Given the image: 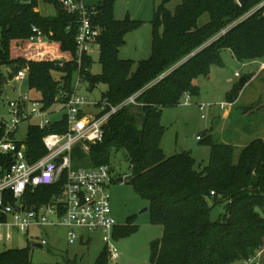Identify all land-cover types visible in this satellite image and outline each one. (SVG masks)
Returning <instances> with one entry per match:
<instances>
[{
  "label": "trees",
  "instance_id": "16d2710c",
  "mask_svg": "<svg viewBox=\"0 0 264 264\" xmlns=\"http://www.w3.org/2000/svg\"><path fill=\"white\" fill-rule=\"evenodd\" d=\"M47 1L55 5V15L37 10L38 0H0V95L9 79L27 67L29 89L40 92L45 106L51 107L61 90L73 91L79 66L77 16L57 0ZM116 1L97 4L96 21L103 29L98 40L101 72L93 74V58L84 56L79 73L90 90L105 85L102 97L116 105L141 93L136 104L124 106L112 117L102 143L88 153L76 148L74 165H111L115 153L125 152L130 169L125 178L148 201L151 222L164 228L162 237L150 244L153 264H242L264 244V135L247 144L237 160L232 143L207 135L209 162L198 170L191 154H166L161 117L186 95H199L196 81L209 78L212 66L222 64L223 51L231 50L239 61L264 58V5L244 17L263 0L244 5L237 0H181L173 11L168 8L172 0H162L153 10L151 55L139 61L121 58L120 49L126 35L142 22L130 15L117 19ZM206 14L208 20L200 23ZM33 26L53 42H31ZM4 66L11 70L4 71ZM250 79L248 75L233 86L226 94L228 102H234ZM63 130L65 125L46 130L31 126L29 154L43 155V136ZM3 132L0 126V138ZM54 190V186L39 188L43 198L37 202L47 201ZM218 205L223 212L212 220L211 210ZM138 229L135 216H129L115 226L114 237L119 240ZM31 261V244L0 252V264ZM65 264L80 263L75 257ZM93 264H110L106 246Z\"/></svg>",
  "mask_w": 264,
  "mask_h": 264
},
{
  "label": "built area",
  "instance_id": "2783aa9c",
  "mask_svg": "<svg viewBox=\"0 0 264 264\" xmlns=\"http://www.w3.org/2000/svg\"><path fill=\"white\" fill-rule=\"evenodd\" d=\"M17 1L28 3L33 0ZM57 2L68 13L77 16L75 43L79 71L73 91L70 93L61 90L51 107L45 106L40 92L38 97L21 93L16 99L8 101L10 118H0V126L4 130L3 137L0 138V246L13 241L19 234L41 230L34 235L32 242L41 243L44 247L48 244V238L43 231L51 227H65L70 244L78 240L86 243L91 241L90 237H84L80 231H102L111 264V261L118 262L120 258V252L114 243V228L118 223L108 194V186L114 180L112 168L109 164L76 167L74 153L77 147L88 153L92 146L102 143L112 117L124 106L136 104V98L141 92L117 105L107 97L89 101L79 94L80 85L84 82L79 73L83 58L92 57L94 52L100 50L98 40L103 29L96 21L98 0ZM263 5L264 0L244 17ZM33 32L31 42H53L37 26H33ZM260 68H264V63ZM236 76L241 77L239 73ZM26 79L28 69L24 67L8 82L17 91L20 82L25 86ZM184 98L186 103L190 102L189 95ZM55 104H60L62 108L53 110ZM232 106V102L220 104L224 110ZM205 107V104L200 105L202 110ZM53 113L61 115L52 118ZM202 117L205 115L202 114ZM24 123L28 124L25 131L22 129ZM54 124L65 125V130L48 131L43 136L45 153L33 158L27 145L29 128L36 126L46 130ZM48 186L55 187L51 197L47 201L37 202L43 198L38 194L39 188ZM242 264H264V244Z\"/></svg>",
  "mask_w": 264,
  "mask_h": 264
},
{
  "label": "rangeland",
  "instance_id": "374dc122",
  "mask_svg": "<svg viewBox=\"0 0 264 264\" xmlns=\"http://www.w3.org/2000/svg\"><path fill=\"white\" fill-rule=\"evenodd\" d=\"M162 0H117L114 7V15L117 19H124L130 15L142 23L136 29L126 35V43L120 49V56L124 59L135 61L148 59L151 55L152 44V19L155 5ZM181 0H172L168 4L170 10H174ZM38 10L43 15H55L56 7L47 0H38ZM204 15L200 23L208 20ZM94 64L92 73L101 72L99 52L92 55ZM264 58L255 61H239L231 50L222 53V64L211 68L209 78L200 77L196 83L199 86V95L190 97L186 103L185 98L179 105L166 108L161 117L166 131L161 141L162 148L168 156L179 153L182 148L191 154L197 164L196 168L202 170L207 166L210 157V145L205 138L211 134L220 142L232 143L235 147L236 160L242 149L253 139L264 135V68L259 70ZM8 69L9 66H4ZM11 70V69H10ZM14 72V71H13ZM239 73L241 77H237ZM251 76L239 95L234 100L235 105L228 110L221 109L222 102H228L226 94L233 86L244 77ZM15 76V75H14ZM13 76V77H14ZM56 79L60 78L58 72H54ZM10 80V79H9ZM89 83L83 82L79 88V94L89 101H99L106 90L103 84L97 85L93 90L88 89ZM21 93H29L32 97H38V93L30 91L29 87L19 83L16 91L10 82L5 85L0 95V118H10L8 101L16 99ZM205 104L204 110L200 108ZM60 104H55L53 110L61 109ZM202 114L205 117H202ZM61 113H53L52 118ZM24 123L22 129H27ZM201 136L203 139L198 138ZM114 180L108 186L113 215L119 224L125 223L129 216H135L139 229L119 240H114L120 252L118 262L111 264H153L151 262L150 244L153 240L161 238L164 233L162 225L151 222L149 211H143L148 206V201L141 198L135 189L125 178L130 173L129 162L125 152L115 153L111 160ZM123 177L124 181L119 179ZM223 212V207L218 205L211 210V219L216 220ZM41 230H31L30 233L19 234L13 241L0 246V252L11 248H24L31 244L32 261L30 264H65L66 259H76L80 264H93L100 251L105 247L104 233L102 231H80L84 237H90V244L78 240L70 244L67 239L65 227H51L43 231L48 238V244L43 248L33 245V237ZM240 264V263H237Z\"/></svg>",
  "mask_w": 264,
  "mask_h": 264
},
{
  "label": "water",
  "instance_id": "95a60500",
  "mask_svg": "<svg viewBox=\"0 0 264 264\" xmlns=\"http://www.w3.org/2000/svg\"><path fill=\"white\" fill-rule=\"evenodd\" d=\"M238 1V3L240 4V5H244L247 1H249V0H237ZM258 1V0H257ZM28 84H29V80L28 79H26V81H25V86H28ZM17 85V83L15 82V86ZM184 152V150L181 148L180 149V151H179V153H183ZM248 171H250V168H248ZM119 181L120 182H122V181H124V178L123 177H120L119 178ZM149 210V207L147 206V207H145L144 208V210L143 211H148ZM33 245L34 246H36V247H39V248H43V245L41 244V243H33Z\"/></svg>",
  "mask_w": 264,
  "mask_h": 264
},
{
  "label": "crops",
  "instance_id": "0c3cea01",
  "mask_svg": "<svg viewBox=\"0 0 264 264\" xmlns=\"http://www.w3.org/2000/svg\"><path fill=\"white\" fill-rule=\"evenodd\" d=\"M9 69H10V68L6 69V68L3 67V70H4V71H8ZM259 70H261V68H259ZM31 91L36 92V90H31ZM36 93H39V92H36ZM191 98H192V97H191ZM232 103H233V105H235V102H232ZM198 138H199V136H198ZM83 243H86V242H83ZM87 244H90V242L87 243Z\"/></svg>",
  "mask_w": 264,
  "mask_h": 264
}]
</instances>
